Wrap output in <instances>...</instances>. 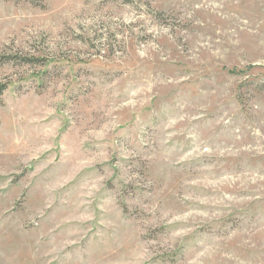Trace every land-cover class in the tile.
<instances>
[{"label": "rangeland", "instance_id": "rangeland-1", "mask_svg": "<svg viewBox=\"0 0 264 264\" xmlns=\"http://www.w3.org/2000/svg\"><path fill=\"white\" fill-rule=\"evenodd\" d=\"M0 264H264V0H0Z\"/></svg>", "mask_w": 264, "mask_h": 264}, {"label": "trees", "instance_id": "trees-1", "mask_svg": "<svg viewBox=\"0 0 264 264\" xmlns=\"http://www.w3.org/2000/svg\"><path fill=\"white\" fill-rule=\"evenodd\" d=\"M2 90H3V89L0 90V95L2 94Z\"/></svg>", "mask_w": 264, "mask_h": 264}]
</instances>
